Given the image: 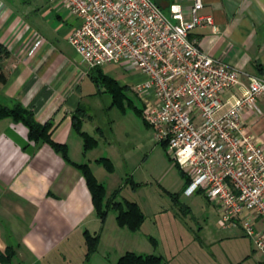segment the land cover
Returning a JSON list of instances; mask_svg holds the SVG:
<instances>
[{"label":"crops","instance_id":"0c3cea01","mask_svg":"<svg viewBox=\"0 0 264 264\" xmlns=\"http://www.w3.org/2000/svg\"><path fill=\"white\" fill-rule=\"evenodd\" d=\"M202 3L200 12L212 16L213 26H197L191 35L202 51L242 71L240 83L222 95L223 100L232 101L244 92L250 76L264 73V0ZM189 7V3L184 5L187 18ZM29 23L24 13L0 0V104L20 102L34 111L37 121L51 120L52 138L67 144L72 161L87 162L93 171L98 157L90 155L98 143L83 152L71 115L78 108L85 110L81 129L86 131L83 126L94 117L92 102L103 108V93L108 92L91 77V83L84 87L82 75L76 77V66L71 67L47 38L27 54L24 48L30 43V30L35 29ZM81 62L88 74L90 66ZM256 105L259 112L244 110L243 124L264 142V96L258 97ZM95 130L102 132L99 126ZM72 143L80 145L79 154L72 152ZM111 190L106 187L107 193ZM108 213L103 222L96 215L85 180L74 165L48 143L30 140L22 122L0 118V254H5L8 246L13 250L0 264H92L107 231ZM85 231L99 236L89 257L85 255Z\"/></svg>","mask_w":264,"mask_h":264},{"label":"built area","instance_id":"2783aa9c","mask_svg":"<svg viewBox=\"0 0 264 264\" xmlns=\"http://www.w3.org/2000/svg\"><path fill=\"white\" fill-rule=\"evenodd\" d=\"M78 22L68 40L88 66L121 64L144 78L131 85L153 138L188 178L187 195L200 190L218 211L221 227L240 225L264 254V142L243 124L244 110L259 112L264 73L250 76L232 101L225 91L242 71L200 49L191 31L213 26L202 0H173L171 21L152 0H58ZM189 3V18L184 5ZM31 53L42 41L31 29Z\"/></svg>","mask_w":264,"mask_h":264},{"label":"rangeland","instance_id":"374dc122","mask_svg":"<svg viewBox=\"0 0 264 264\" xmlns=\"http://www.w3.org/2000/svg\"><path fill=\"white\" fill-rule=\"evenodd\" d=\"M6 1L16 12L25 14L42 39L47 38L61 50L71 67L76 66V77L82 75L84 87L91 83L88 68L68 40L70 27L78 22L75 15L58 0ZM162 11L174 22L168 6ZM100 68L126 84L128 89L122 108L111 105L109 93H103L105 109L98 102L91 104L93 121L83 127L98 139V146L90 157L107 156L114 166V170L108 172L101 163L94 162L93 173L105 181L107 191L112 188L110 193L106 192V197L111 198L114 189L120 187L113 200L135 201L144 219L139 229L131 231L117 226L114 211L110 209L107 231L93 255L92 264H113L125 251L161 254L165 258L162 264H264V254L256 249L240 225L221 227L217 223V208L208 203L204 193H183L185 178L181 169L174 165L164 143L153 138L152 128L135 110L136 107L141 111L142 103L131 85L144 75L116 63H104ZM96 126L101 128V133L95 130ZM73 136L81 142L77 134ZM80 151V145L72 143V152L79 154ZM129 178L138 185L128 182ZM169 193L175 194L177 199ZM150 236L156 240L155 245Z\"/></svg>","mask_w":264,"mask_h":264},{"label":"trees","instance_id":"16d2710c","mask_svg":"<svg viewBox=\"0 0 264 264\" xmlns=\"http://www.w3.org/2000/svg\"><path fill=\"white\" fill-rule=\"evenodd\" d=\"M152 1L155 2L161 9L163 7H169L170 3L173 2V0ZM190 37H192L191 33ZM1 47L2 46L0 44V49ZM88 74L96 85L103 86L104 90L109 93L111 96V105H116L119 108L123 107V99L126 97L125 92L128 89L126 84H121L116 78L103 73L100 66L90 67ZM129 103H131L130 100ZM80 109L78 108L71 115V125L73 130L82 138L83 152H86L87 150L94 148L97 145L98 140L93 135L81 129L82 117L86 114V112L84 109ZM135 110L139 115H141L140 108L135 107ZM4 117H10L15 122H22L27 127L28 138L30 140L48 143L66 162L74 165L80 171L91 194L95 213L102 222L104 221L108 211L112 209L115 213L116 223L120 227H126L131 231L139 229L144 219L143 211L139 205L135 201L128 200L126 198H123L121 201H114L113 199L120 190V187L114 189L111 198L106 197V187L104 183L95 176L89 164L87 162L72 161L69 157L67 144L52 138L51 132L53 122L51 120H47L43 123L37 121L34 111L31 108L22 105L20 102H15L12 105L0 104V118ZM95 161L101 163L108 172H112L114 170L113 163L107 156L98 157ZM174 165L179 168L175 162ZM179 171L185 178V187L188 183V178L181 170ZM127 181H130L134 186L138 185V183L134 182L131 178ZM196 192L203 194L200 190H197ZM169 195L174 200L177 199L175 194L169 193ZM84 238L86 243L85 255L86 257H89L90 254H92L97 248L99 236L98 234L91 235L88 231H85ZM149 239H151L153 245L156 244V240L154 238L150 236ZM12 254L13 250L10 246H8L5 254H0V262H4L9 259ZM162 262L163 257L160 254L125 251L118 256L113 264H162Z\"/></svg>","mask_w":264,"mask_h":264}]
</instances>
